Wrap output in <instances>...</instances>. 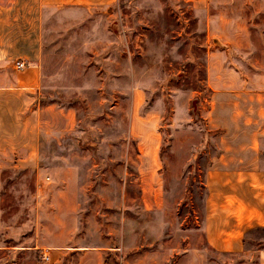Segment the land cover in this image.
<instances>
[{
	"label": "rangeland",
	"instance_id": "rangeland-1",
	"mask_svg": "<svg viewBox=\"0 0 264 264\" xmlns=\"http://www.w3.org/2000/svg\"><path fill=\"white\" fill-rule=\"evenodd\" d=\"M23 4L0 10V74L30 66ZM33 29L42 144L0 168V264H259L263 227L228 254L201 223L219 140L264 151V0L50 7Z\"/></svg>",
	"mask_w": 264,
	"mask_h": 264
},
{
	"label": "crops",
	"instance_id": "crops-1",
	"mask_svg": "<svg viewBox=\"0 0 264 264\" xmlns=\"http://www.w3.org/2000/svg\"><path fill=\"white\" fill-rule=\"evenodd\" d=\"M115 1L0 0V3H6L0 5V10H8L13 13L12 16L22 9L20 3L23 2L24 16L31 19L24 36V58L30 61V66L23 74H0V168L7 155L11 157L12 166L33 167L42 144L39 138V108L34 102L38 87L35 67L39 51L33 37V19L39 20L43 11L50 7H109ZM12 24L0 26V34H4L6 29H16V25ZM10 43L9 39L0 38V63L5 58L1 47ZM263 131L264 128L260 134ZM219 142V150L211 156L204 173L206 195L202 236L206 245L215 252L240 254L248 251L244 248V241L249 232L254 228H264V151L260 149L257 137L233 138L231 144L225 146L221 143L222 139ZM67 187L60 186L53 193H64ZM43 254L47 255L45 251H42ZM253 254L259 264H264V250L255 249Z\"/></svg>",
	"mask_w": 264,
	"mask_h": 264
},
{
	"label": "built area",
	"instance_id": "built-area-1",
	"mask_svg": "<svg viewBox=\"0 0 264 264\" xmlns=\"http://www.w3.org/2000/svg\"><path fill=\"white\" fill-rule=\"evenodd\" d=\"M27 65H29V63L27 62V61H25V60H22V59H20V60H15V62H14V68L15 69H22V68H24V67H26ZM42 258L44 259V260H47L48 259V256L47 255H45V254H43L42 255Z\"/></svg>",
	"mask_w": 264,
	"mask_h": 264
}]
</instances>
